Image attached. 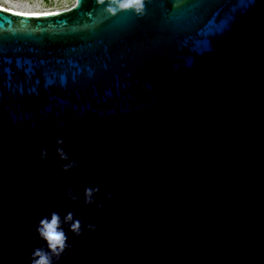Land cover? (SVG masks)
<instances>
[{
    "label": "water",
    "instance_id": "obj_1",
    "mask_svg": "<svg viewBox=\"0 0 264 264\" xmlns=\"http://www.w3.org/2000/svg\"><path fill=\"white\" fill-rule=\"evenodd\" d=\"M52 211L82 225L54 264H264V0L0 9V264Z\"/></svg>",
    "mask_w": 264,
    "mask_h": 264
},
{
    "label": "clouds",
    "instance_id": "obj_2",
    "mask_svg": "<svg viewBox=\"0 0 264 264\" xmlns=\"http://www.w3.org/2000/svg\"><path fill=\"white\" fill-rule=\"evenodd\" d=\"M96 4L103 7L106 14L116 15L117 13L127 10L134 15L142 17L146 11V0H95ZM62 138L56 139L57 145H63ZM41 159L47 160L48 153L46 148L41 149ZM56 155L62 161H67L60 167L61 172H68L79 166L78 161L71 160L63 147L56 148ZM100 192L99 187H86L84 190V203L91 205L95 203L94 196ZM65 195L72 201H77V196L73 190L68 188ZM105 198L111 199L112 193L105 192ZM97 208H103L102 203H96ZM62 225H68L69 230L74 236L81 235V221L74 219L72 212H68L63 218L57 211H52L50 217H42L36 226V232L45 246L35 248L30 256V264H54L63 255L66 249L70 247L68 244V236ZM89 231H95L96 226L93 224L86 225Z\"/></svg>",
    "mask_w": 264,
    "mask_h": 264
},
{
    "label": "rangeland",
    "instance_id": "obj_3",
    "mask_svg": "<svg viewBox=\"0 0 264 264\" xmlns=\"http://www.w3.org/2000/svg\"><path fill=\"white\" fill-rule=\"evenodd\" d=\"M8 6L19 7L28 10H66L74 5L75 0H0V3Z\"/></svg>",
    "mask_w": 264,
    "mask_h": 264
},
{
    "label": "bare ground",
    "instance_id": "obj_4",
    "mask_svg": "<svg viewBox=\"0 0 264 264\" xmlns=\"http://www.w3.org/2000/svg\"><path fill=\"white\" fill-rule=\"evenodd\" d=\"M4 3H10V2H3L0 3V9L1 10H8L10 12L13 13H17V14H22L25 16H31V17H40V16H45L46 14H55L56 12H59L61 10H55V9H51V10H44V11H38V10H28V9H21L19 7H12V6H8Z\"/></svg>",
    "mask_w": 264,
    "mask_h": 264
}]
</instances>
